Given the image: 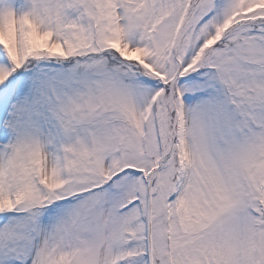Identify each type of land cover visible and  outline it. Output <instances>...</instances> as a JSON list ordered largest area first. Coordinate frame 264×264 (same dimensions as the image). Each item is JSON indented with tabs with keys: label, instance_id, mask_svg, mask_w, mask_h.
Instances as JSON below:
<instances>
[{
	"label": "snow or ice",
	"instance_id": "1",
	"mask_svg": "<svg viewBox=\"0 0 264 264\" xmlns=\"http://www.w3.org/2000/svg\"><path fill=\"white\" fill-rule=\"evenodd\" d=\"M0 264H264V0H0Z\"/></svg>",
	"mask_w": 264,
	"mask_h": 264
}]
</instances>
